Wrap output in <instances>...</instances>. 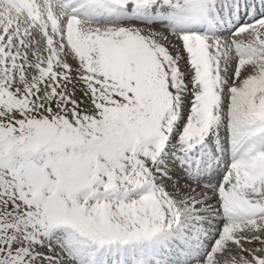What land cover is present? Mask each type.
Instances as JSON below:
<instances>
[{"label":"rangeland","instance_id":"obj_1","mask_svg":"<svg viewBox=\"0 0 264 264\" xmlns=\"http://www.w3.org/2000/svg\"><path fill=\"white\" fill-rule=\"evenodd\" d=\"M188 1L0 0V264H264L223 259L264 223L219 210H264V21L122 18Z\"/></svg>","mask_w":264,"mask_h":264},{"label":"bare ground","instance_id":"obj_2","mask_svg":"<svg viewBox=\"0 0 264 264\" xmlns=\"http://www.w3.org/2000/svg\"><path fill=\"white\" fill-rule=\"evenodd\" d=\"M76 1H78V0H69L68 2L69 3H74V2H76ZM89 1H93V0H81L80 2L81 3H78V7H77V9L76 10H81L80 8L82 7L81 6V4H86L87 2H89ZM95 1V0H94ZM77 4V3H76ZM201 6V5H200ZM199 6V8L197 7H194L193 8V11H192V13H191V15L192 16H195L191 21H187L188 19H185V20H183V19H178V18H175V19H178L179 21H181V22H184V24L185 25H188L189 23H191L192 21H195V22H200V23H202L201 21H202V16H199L200 15V13L199 12H201V11H203L202 9H205V7L206 6H201L200 7ZM205 12H207V11H205ZM137 15L136 16H138V17H140V16H145L144 15V12H143V10H141V11H138L137 13H136ZM203 17H205V18H207L205 15H203ZM135 19V18H134ZM255 21V20H254ZM180 22V23H181ZM212 24L213 25H215L213 22H212ZM252 24V23H251ZM162 25V24H161ZM243 30V29H242ZM241 30V31H242ZM251 31H253V29L251 30ZM246 32H248V31H246ZM250 32V31H249ZM241 33V32H240ZM137 34V33H136ZM71 36V35H70ZM168 37H170V36H168ZM69 38H71V37H69ZM69 38L67 39L68 41H69ZM71 40V39H70ZM68 41H67V44H68ZM44 43V42H43ZM227 44V43H226ZM259 165V164H258ZM257 167V166H256ZM260 167V166H259ZM254 169V168H253ZM258 169V170H257ZM256 170L257 171H259V168H256ZM255 170V171H256ZM251 172V171H250ZM254 173H256V172H254ZM249 177V176H248ZM255 177V176H254ZM262 178V177H261ZM247 179V178H246ZM249 180H250V178H249ZM262 180V179H261ZM252 181H254V180H252ZM250 183V182H249ZM254 184L256 183V184H259L260 183V180H255V182H253ZM245 185V184H244ZM247 187V186H246ZM221 193V192H220ZM224 195V194H223ZM225 196H227L226 194H225ZM226 198H228V196L226 197ZM230 199V198H229ZM228 199V201H230ZM225 201V200H224ZM233 201V200H232ZM231 202V201H230ZM233 202H235V201H233ZM254 202V201H253ZM232 203V202H231ZM230 203V204H231ZM237 204V203H236ZM232 205H234L235 207H237L234 203L232 204ZM238 206H240L239 204H237ZM233 206V208L232 209H235V207ZM242 206V205H241ZM240 206V207H241ZM229 207H230V205H229ZM240 207H238V208H240ZM242 207H244V206H242ZM246 207V206H245ZM251 207V206H250ZM237 208V209H238ZM247 208V207H246ZM248 209V208H247ZM247 209H242V210H239V211H237V212H234L233 210L231 211H229V212H227L226 211V213H223V216L225 217V220H227L229 223H234V222H236V223H239V224H241V223H246V222H255V221H259L260 223H264V210H262V209H256V208H254V209H251V210H247ZM264 209V208H263ZM236 210V209H235ZM221 211V210H220ZM231 221V222H230ZM255 230V229H254ZM228 233V232H227ZM225 234V232L222 234V236ZM256 234V233H255ZM226 236H227V234H226ZM229 236V235H228ZM232 236V235H231ZM249 237V236H248ZM228 238V237H227ZM264 240V239H263ZM45 242V241H44ZM47 242V241H46ZM248 242V241H247ZM247 242H243V243H241L242 244V247L244 246V248H245V253H242L241 251H240V249L238 248V246H236L235 244H230L229 246H228V248H225V249H223V255H222V257H223V259L224 258H229V257H237V258H239V260H242V261H247L248 260V254H250V252H252V254H258V256L260 255V256H263L264 255V243L263 242H258V241H255V242H251V243H247ZM52 243V242H51ZM53 248V247H52ZM221 252H222V250H221ZM251 254V255H252ZM250 258H251V256H250ZM250 260V259H249ZM52 264V263H51Z\"/></svg>","mask_w":264,"mask_h":264},{"label":"water","instance_id":"obj_3","mask_svg":"<svg viewBox=\"0 0 264 264\" xmlns=\"http://www.w3.org/2000/svg\"><path fill=\"white\" fill-rule=\"evenodd\" d=\"M73 187H74L73 190H76V191H78L80 189L79 185H77V183H75V182L73 184Z\"/></svg>","mask_w":264,"mask_h":264}]
</instances>
